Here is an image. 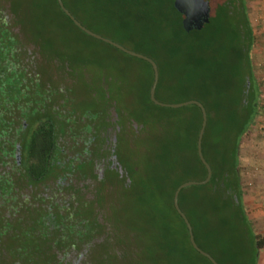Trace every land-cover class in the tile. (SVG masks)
I'll return each instance as SVG.
<instances>
[{"label": "trees", "instance_id": "1", "mask_svg": "<svg viewBox=\"0 0 264 264\" xmlns=\"http://www.w3.org/2000/svg\"><path fill=\"white\" fill-rule=\"evenodd\" d=\"M208 1L210 21L186 32L173 0H62L88 29L156 62V99L204 105L201 146L212 175L182 189L179 207L197 245L218 264H258L264 234L254 233L245 215L239 167L242 137L261 109L255 35L247 0ZM85 2L92 6L79 7ZM86 16L108 27L82 21ZM69 79L78 90L67 87ZM152 82L147 61L87 35L56 0H0L1 129L8 135L15 106L21 181L38 203L19 215L11 260L0 264H65L77 251L84 264H212L191 246L172 200L181 183L206 176L196 149L201 112L154 104ZM46 189H65L68 200ZM217 226L235 231L240 248L216 238Z\"/></svg>", "mask_w": 264, "mask_h": 264}, {"label": "rangeland", "instance_id": "2", "mask_svg": "<svg viewBox=\"0 0 264 264\" xmlns=\"http://www.w3.org/2000/svg\"><path fill=\"white\" fill-rule=\"evenodd\" d=\"M2 11L1 13L5 16V19L9 20L10 15L8 14V9L6 4L2 2ZM79 7H91V2L80 3ZM248 7V15L249 21L253 27L254 35H255V43L254 48L252 50L253 63H254V71L257 77V81L260 86V100H261V109L260 114L256 118V122L254 121V125L257 123L255 127L253 125L248 129V131L243 135L240 147H239V167L241 173L242 187H243V204L245 215L248 217L252 231L254 233L264 234V21H262L264 15V0H247ZM82 9H80V14H82ZM105 12H102L104 14ZM100 14L99 11H96L94 15L97 17ZM260 16V18H259ZM89 19L93 22V24L97 27H105L108 25L103 23H99V21L94 18H81L82 21ZM259 19V20H258ZM258 20V21H257ZM262 24V25H260ZM111 29V28H110ZM27 50L29 54H33V47L27 45ZM74 81L79 84V79L76 78ZM67 82V81H66ZM76 83L69 81L67 82V87L73 88L76 86L78 90V85ZM74 84V85H73ZM65 85V84H64ZM81 96H84V90L80 93ZM63 97L64 94L62 93ZM79 98V93H78ZM72 102L73 99H70ZM64 107V106H63ZM115 115V114H114ZM259 123V124H258ZM263 124V125H262ZM260 125V126H259ZM110 139L107 140L105 145V150L109 149L112 141V130H109ZM62 142H66V139L63 138ZM108 158V157H107ZM109 159V158H108ZM99 162L96 165V172L98 174L102 173L105 162ZM116 163V161H115ZM257 174V175H256ZM94 183L93 180L85 181L86 185L90 187ZM89 187L87 190L89 191ZM65 190V189H64ZM63 191L52 193L49 189L47 190L48 194L54 195V197L59 201L68 200L67 194ZM195 191H188L189 194H193ZM90 196V193H88ZM212 224L216 226L213 222ZM218 227V226H217ZM219 228V227H218ZM216 238L222 236L226 238L223 241V244H228L229 246H235L236 249L240 248V240L237 237V233L235 231L228 232L226 229L219 228L215 231ZM218 246V243L216 244ZM232 249V248H231ZM216 250L219 252V247H214L211 251L216 255ZM258 264H264V246L258 251ZM85 256L79 255L78 251L69 252L64 256L65 264H84Z\"/></svg>", "mask_w": 264, "mask_h": 264}, {"label": "water", "instance_id": "3", "mask_svg": "<svg viewBox=\"0 0 264 264\" xmlns=\"http://www.w3.org/2000/svg\"><path fill=\"white\" fill-rule=\"evenodd\" d=\"M60 9L66 14V16L83 32H85L87 35L98 39L102 42H105L109 45H112L113 47L119 49L120 51L129 54L135 58H139L142 60L147 61L153 70V82L152 85L149 89V97L152 100V102L156 105L159 106H163V107H172V108H178V107H182V106H187V105H196L201 112V124H200V128L198 131V135H197V140H196V149H197V154L198 157L201 161V163L204 165L205 169H206V176L203 180L201 181H197V180H188L185 181L183 183H181L175 190L173 193V205L174 208L176 209L177 213L180 215V217L182 218L183 222L186 225L187 228V233H188V238H189V242L191 244V246L201 255L205 256L207 259H209V261L212 264H218L217 261L206 251H204L202 248H200L197 243L195 242L194 239V234H193V230H192V226L188 220V218L186 217V215L184 214V212L180 209L179 204H178V197H179V193L182 189L186 188V187H190L193 185H204L206 183L209 182L211 175H212V169L210 164L206 161V159L203 156L202 153V137L206 128V124H207V112L206 109L204 107V105L196 100V99H189L183 102H179V103H166V102H162L159 101L158 99H156L155 97V88L158 82V66L156 64V62L150 58L147 55H144L140 52H136L134 50H131L125 46H123L122 44L115 42L113 40H111L108 37L102 36L90 29H88L87 27H85L83 24H81L72 14L71 12L64 6L62 0H56ZM173 6L174 8L183 16L182 20H181V25L182 28L186 31L189 32L191 30H200L205 23H208L210 21V11H211V7H210V3L208 0H173Z\"/></svg>", "mask_w": 264, "mask_h": 264}, {"label": "flooded vegetation", "instance_id": "4", "mask_svg": "<svg viewBox=\"0 0 264 264\" xmlns=\"http://www.w3.org/2000/svg\"><path fill=\"white\" fill-rule=\"evenodd\" d=\"M11 125L8 135L1 129V105H0V260L4 263L11 260L10 236L15 232L18 217L23 212L31 211L38 203L33 202V187L30 183L24 184L21 180L22 147L18 141L16 110L10 112ZM22 130L27 128V122L20 120ZM5 181V182H4ZM2 182H4L2 184ZM6 185V188L2 186ZM46 189V195H47ZM45 195V196H46ZM47 206V204H44ZM14 264H19L15 262Z\"/></svg>", "mask_w": 264, "mask_h": 264}, {"label": "crops", "instance_id": "5", "mask_svg": "<svg viewBox=\"0 0 264 264\" xmlns=\"http://www.w3.org/2000/svg\"><path fill=\"white\" fill-rule=\"evenodd\" d=\"M254 43H255V41H254ZM253 48H254V46H253ZM253 65H254V63H253ZM255 122H256V120H254ZM253 127H255L256 125H257V123L254 125V122H253ZM263 125V124H262ZM264 128V127H263ZM257 175V174H256Z\"/></svg>", "mask_w": 264, "mask_h": 264}, {"label": "built area", "instance_id": "6", "mask_svg": "<svg viewBox=\"0 0 264 264\" xmlns=\"http://www.w3.org/2000/svg\"><path fill=\"white\" fill-rule=\"evenodd\" d=\"M262 16H263V19H262V21H264V15H262ZM259 18H260V16H259ZM258 20H259V19H258ZM258 20H257V21H258ZM260 25H262V24H260ZM258 124H259V123H258ZM259 126H260V125H259ZM262 128H263V127H262Z\"/></svg>", "mask_w": 264, "mask_h": 264}]
</instances>
